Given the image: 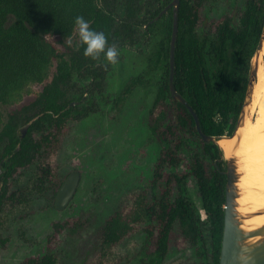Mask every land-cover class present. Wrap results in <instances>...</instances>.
Instances as JSON below:
<instances>
[{"label":"trees","instance_id":"trees-1","mask_svg":"<svg viewBox=\"0 0 264 264\" xmlns=\"http://www.w3.org/2000/svg\"><path fill=\"white\" fill-rule=\"evenodd\" d=\"M170 2L172 0H124L125 13L118 17L120 0H0V104L9 103L13 94L26 84L45 78L51 62L62 56L48 36L56 35L59 40L72 36L77 16L89 21L93 30L103 31L109 45L118 47L135 41L138 26L151 33L158 23L153 19ZM203 2L180 0L174 85L194 108L206 134L231 135L248 85L245 62L253 57L264 27V2L247 0L245 9L238 16L226 15L216 21L208 20L203 12ZM165 17V38L154 53V66H162L166 77L154 108L171 105L174 123L167 125V131L175 126L187 130L197 139L202 153L189 147L184 140L172 146L167 131H162L160 140L164 142V149L155 165L152 195L141 202L146 218V239L139 264L164 263L176 224L191 246L197 247L201 257L199 264H219L227 182L223 161L219 160L223 151L213 141L202 139L192 113L183 103L174 101L170 94L173 6L160 19ZM84 47L82 45L83 51ZM104 61L103 53L96 59L83 54L76 68L61 65L40 95L20 111L10 113L5 124L0 109V149L3 148L0 162L8 158L2 164L5 171L0 178V225L11 201H20L25 194L51 193L55 197L64 179L56 167L43 165L39 163L40 159L56 149L71 118L87 114V111L77 109L72 100L64 101L74 87L75 71L81 78L100 82L105 79ZM166 116L167 111L163 109L160 118ZM35 117L22 137L21 126ZM182 149H188L190 171H172L162 184L163 169L167 165L176 168L180 164ZM31 165L38 166L33 190L27 192V187L23 186L11 190L9 180H18ZM190 175L198 183L210 224L209 236L205 234L202 218L188 195L187 178ZM131 222L124 213L115 212L102 227L101 242L105 245L120 242L131 231ZM151 245L152 251L149 250ZM19 264H57V258L45 253L27 257Z\"/></svg>","mask_w":264,"mask_h":264},{"label":"rangeland","instance_id":"rangeland-1","mask_svg":"<svg viewBox=\"0 0 264 264\" xmlns=\"http://www.w3.org/2000/svg\"><path fill=\"white\" fill-rule=\"evenodd\" d=\"M246 3L247 0H204L203 12L209 21H216L226 15L238 16ZM124 13V0H120L117 15L121 17ZM156 21L151 33L138 26L135 41L117 47V63L107 60L102 63L104 80L94 83L90 78L76 75L75 71L74 87L64 101L72 100L77 109L87 114L68 121L56 149L43 156L39 163L56 167L64 180L71 171L79 170L78 190L63 210L55 207V197L51 193L25 194L22 200L11 201L0 225V264H19L27 257L45 253L55 255L57 264L140 263L146 239V218L141 202L152 195L155 165L164 149V142L160 140L162 131H167V125L174 123L171 105L154 108L166 77L162 66H154V53L165 38L166 17ZM48 39L62 56L51 62L42 81L26 84L13 94L9 103L0 104L4 124L10 113L20 111L40 95L61 65L76 68L82 59L77 27L70 37L59 40L58 36L49 35ZM254 63L255 56L245 62L248 80ZM163 109L167 111L164 119L160 118ZM251 114L253 120L255 112ZM166 135L172 146L184 140L189 147L202 153L197 139L187 130L175 126ZM187 151L181 150L182 161L176 168L167 165L163 169L162 184L172 171H190ZM2 152L3 148L0 154ZM222 161L226 169V155ZM37 168L31 165L18 180L10 179V189L23 186L27 187V192L32 191ZM4 171L2 168L0 178ZM187 188L202 218L205 234L209 236V220L193 175L187 178ZM117 211L132 219V229L120 242L105 245L101 242L102 227ZM153 249L151 245L149 250ZM200 262L197 247L191 246L176 224L171 249L163 264Z\"/></svg>","mask_w":264,"mask_h":264},{"label":"water","instance_id":"water-1","mask_svg":"<svg viewBox=\"0 0 264 264\" xmlns=\"http://www.w3.org/2000/svg\"><path fill=\"white\" fill-rule=\"evenodd\" d=\"M179 5L180 0H172V2L153 19V21L158 20L160 16L169 8V6H173V29L170 44V94L174 101L183 103L192 113L196 122L197 130L202 139L205 142L213 141L219 145L220 139L234 137L238 129L245 122V118L248 114V107L252 102L254 86L258 76L259 62H256V56L262 49H264V27L253 55L255 56V63L250 72L245 99L233 133L231 135L221 136L209 135L202 130L199 117L194 108L188 103L186 98L177 91L174 85L175 44L179 31ZM34 119H36V117L22 127V137L27 134ZM19 147L20 145L17 146V149H19ZM7 159L8 158L5 157L0 162V173L2 170V164L7 161ZM219 160H224L223 154ZM223 172L227 176V182L225 187L224 228L219 264H264V225L252 230H246L242 227V220L245 216H253L264 213V209L246 214L238 210L237 199L240 194V189L237 182L240 177V172L238 171V158L235 155L227 156V165ZM80 179L81 172L79 170H73L68 174L55 195L54 204L57 209L63 210L69 205L78 190ZM255 237L256 239H253Z\"/></svg>","mask_w":264,"mask_h":264},{"label":"bare ground","instance_id":"bare-ground-1","mask_svg":"<svg viewBox=\"0 0 264 264\" xmlns=\"http://www.w3.org/2000/svg\"><path fill=\"white\" fill-rule=\"evenodd\" d=\"M256 62H259L258 76L245 122L234 137L219 140L224 155L238 158L240 194L237 201L238 210L244 214L264 209V49L256 56ZM252 112L256 115L253 120ZM262 225L264 213L247 215L242 220L246 230Z\"/></svg>","mask_w":264,"mask_h":264},{"label":"clouds","instance_id":"clouds-1","mask_svg":"<svg viewBox=\"0 0 264 264\" xmlns=\"http://www.w3.org/2000/svg\"><path fill=\"white\" fill-rule=\"evenodd\" d=\"M75 25L78 29L79 41L84 45L83 54L86 57L96 59L103 53L106 60L112 64L118 62L119 50L115 45H109L103 31H96L90 28L89 21L82 16L75 18Z\"/></svg>","mask_w":264,"mask_h":264},{"label":"flooded vegetation","instance_id":"flooded-vegetation-1","mask_svg":"<svg viewBox=\"0 0 264 264\" xmlns=\"http://www.w3.org/2000/svg\"><path fill=\"white\" fill-rule=\"evenodd\" d=\"M170 3H171V2H170ZM170 3H169V4H170ZM167 6H168V5H167ZM167 6H166V7H167ZM166 7H165V8H166ZM169 7H171V6H169ZM165 8H164V9H165ZM168 9H169V8H168ZM168 9H167V10H168ZM162 10H163V9H162ZM167 10H166L164 13H166ZM164 13H163V14H164ZM159 14H160V13H159ZM159 14H158V15H159ZM163 14H162V15H163ZM158 15H157V16H158ZM162 15H161V16H162ZM157 16H156V17H157ZM161 16H160V17H161ZM159 19H160V18H159Z\"/></svg>","mask_w":264,"mask_h":264}]
</instances>
